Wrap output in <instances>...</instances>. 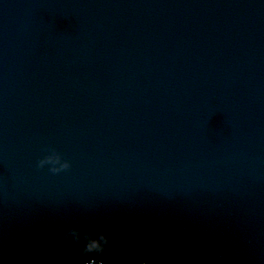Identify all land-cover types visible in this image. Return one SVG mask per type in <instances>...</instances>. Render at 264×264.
<instances>
[{
	"label": "water",
	"instance_id": "95a60500",
	"mask_svg": "<svg viewBox=\"0 0 264 264\" xmlns=\"http://www.w3.org/2000/svg\"><path fill=\"white\" fill-rule=\"evenodd\" d=\"M0 264H264V0H0Z\"/></svg>",
	"mask_w": 264,
	"mask_h": 264
}]
</instances>
